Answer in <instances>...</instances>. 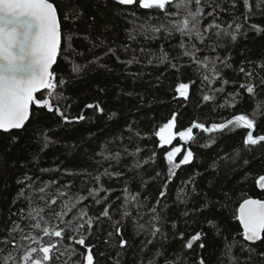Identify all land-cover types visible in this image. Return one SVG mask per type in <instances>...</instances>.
<instances>
[{
  "label": "trees",
  "instance_id": "16d2710c",
  "mask_svg": "<svg viewBox=\"0 0 264 264\" xmlns=\"http://www.w3.org/2000/svg\"><path fill=\"white\" fill-rule=\"evenodd\" d=\"M50 1L57 7L62 29L61 50L53 70L57 80L64 81L57 89L63 96L58 107L71 122L65 123L55 111L37 110L33 105L24 128L0 131V248L14 235L19 238L11 231L16 224L25 227L29 223L21 220V214L27 215L26 197L34 190L48 185L46 199L57 198L52 209L58 212L61 199L74 202L78 196L88 197L90 189L103 188L98 197H88L73 209L74 214L82 208L93 218L91 235L81 234L87 236L86 245H96L95 264H149L150 260L155 264H198L201 257L205 264H264L258 255L264 252V241L251 244L243 240L238 214L245 199H264L258 183L264 176V142L245 145L250 130L243 128L217 133L193 129L195 143L178 136L192 123L210 126L241 114L256 121L251 130L254 136L264 135V3L258 9V0H249L251 7L246 9L243 0H215L221 5L215 23L222 29L230 25L234 29L235 23H240L241 29L235 42L225 39L215 51L197 53L200 59L228 58V66L220 69V79L205 84L204 72L184 55L181 41L189 48L193 43L201 49L204 45L179 33L162 31L153 37L144 31L148 25L168 23L160 11L141 8L139 0L127 6L117 0ZM211 10L205 7L202 28L212 22L207 16ZM68 34L72 35L71 50ZM130 34L136 39H129ZM109 48L114 54L107 52ZM74 64L80 71H73ZM246 72L253 73L251 80ZM180 83L189 84L186 99L176 92ZM247 83L256 86L254 94L240 87ZM204 95L213 99L204 101ZM36 97L47 98V90L37 92ZM89 104L98 105L103 112L86 107ZM174 114L177 137L161 146L156 132ZM80 115L85 119H76ZM177 146L182 148L177 162L189 147L194 159L177 169L175 177H169L166 152ZM244 159L249 161L247 165ZM25 176L31 178V189ZM22 189L24 196L18 195ZM58 190L67 195L58 198ZM38 196L37 191L33 198L45 207ZM105 208L108 217L101 215ZM156 214L161 217L156 226L163 235L153 237L150 222ZM45 219L52 225L59 223L47 212ZM208 221L218 226L219 236L209 229ZM117 227L128 241L124 248ZM198 231L207 233L205 248L201 250L196 242L193 249H186V241ZM68 235L74 233L65 234L64 244L72 243ZM234 240L237 243L228 252L226 244ZM245 244L255 248L256 254L250 257ZM75 247L78 254L73 259L86 264L80 255H86V247Z\"/></svg>",
  "mask_w": 264,
  "mask_h": 264
},
{
  "label": "snow or ice",
  "instance_id": "6c2138e0",
  "mask_svg": "<svg viewBox=\"0 0 264 264\" xmlns=\"http://www.w3.org/2000/svg\"><path fill=\"white\" fill-rule=\"evenodd\" d=\"M117 2L120 5L127 6L136 4L137 0H117ZM243 3L246 9L251 7L249 0H243ZM262 3H264V0H258L256 5L258 9ZM139 6L144 9L160 11L168 18L166 25H148L144 28L145 32H151L153 37L162 31L167 32L169 35L179 33L182 38L187 37L189 41H199L201 45H204V49L197 47L195 43L189 48L182 39L181 47L185 48L184 55L189 57L192 64L204 72L202 83L212 84L220 79V69L228 66V58L216 55L213 59L208 57L200 59L197 56V53L203 50L215 51L217 48L222 47L225 39L232 42L237 40V33L241 29L240 23L234 21V29L231 25L228 29H222L219 24L215 23L217 9L221 8L219 3H216L215 0H139ZM205 7L212 9L207 13V16L212 17V22L202 28V20L206 18ZM231 7H235V5L233 4ZM65 19H68V17L66 16ZM246 19L247 16H245ZM251 27L258 32L262 31L256 25H251ZM66 39L67 47L71 50L72 35L68 34ZM129 39L135 40L136 36L130 34ZM61 43L60 18L57 7L50 0H0V130L7 132L24 128L25 122L29 120L30 109L33 105L36 106L37 110L55 111L65 123L71 122L58 107L63 96L57 89L59 85L64 84V81L63 79L57 80L52 71V66L56 63L61 50ZM99 43L103 46L105 42L101 40ZM127 50L125 48V51ZM107 52L114 54V51L110 48L107 49ZM128 62L131 63V61ZM173 67L177 68L178 66L173 65ZM73 71H80V67L74 64ZM240 71L245 72V69L241 68ZM245 75L249 80L253 78L252 72H246ZM223 83H227V81H223ZM261 83H264V80H261ZM240 87L244 88L248 94L255 93L256 86L252 83L242 84ZM41 89L47 90V98L36 97V93ZM188 90L189 84L187 83H180L176 88L179 96L185 99L188 96ZM216 91L219 92L222 89H216ZM43 96L44 93L41 92V97ZM212 99L213 97L210 95L203 96L204 101ZM233 99H235V96ZM86 107H96L100 112H103V109L99 108L98 105L89 104ZM76 119L83 120L85 117L80 115ZM175 122L176 115L174 114L156 132L161 146L171 144L176 139ZM255 127L256 121L254 119L241 114L224 122L212 123L210 126H205L204 123H192L186 130L179 131L178 136L181 140L195 143L193 129H199L204 133H217L243 128L250 130L247 132L244 144L257 146L264 142V135L254 136L251 130ZM209 139H213V137L209 136ZM45 143H47V140ZM181 152L182 148L179 146L166 152L169 177H175L177 169L182 165L190 164L194 159V153L189 147L177 162L176 157ZM232 159L235 162V158ZM243 163L247 165L249 161L244 159ZM104 174L108 175L107 170ZM24 179L29 182L28 188L31 189V178L25 176ZM95 179L99 181L100 177L97 176ZM258 183L259 187L264 189V176L259 178ZM47 187L48 185H44L26 197L29 202V210L27 215L21 214V220H28L29 223L25 227H21L20 224L13 227L11 231L14 234L18 233L19 238L17 239L14 235L11 240L5 241V248H0V264H53L54 261L60 262V264H81L80 261L73 259L78 254L75 245L86 247V255L80 254L86 264H95L93 249L96 245H86L87 236L81 234L87 232L88 235H91L93 218L89 217L82 208L77 209L74 214L73 209L77 208V205L88 199V197L95 199L104 189H90L88 197L78 196L74 202L70 199H61L60 210L57 212L52 209V205L57 204V198L46 199L48 195ZM37 191L39 193L38 199L44 201L45 207L38 206L33 198ZM24 194L25 191L22 189L18 195L24 196ZM66 195V192L58 190V198ZM160 195L163 197L165 192L161 191ZM96 202L100 203L99 200H96ZM152 211L156 212L155 209ZM46 212L48 215L54 216L59 223L52 225L50 221L46 220ZM70 214H72L71 219H66ZM101 215L108 217V208H105ZM124 215H128V213L125 212ZM184 215L187 216L188 213L185 212ZM85 217H87L86 220ZM99 219L100 217L96 218L97 221ZM239 220L243 226L242 237L244 241L251 244L264 241V200L245 199L239 207ZM160 221L159 214L152 217L150 234L153 237L157 234L163 235L161 227L156 226ZM207 223L210 230H216V236L221 234L218 226L213 224L212 221ZM172 226L176 227L175 224ZM141 228H143L142 225ZM115 231L117 235L121 236L120 247L124 248L128 241L122 238L119 227ZM33 232H37V234L33 235ZM66 233H74V235L67 236V239L72 242L71 244L63 243ZM108 236L111 237L112 233L109 232ZM206 236L207 233L198 231L186 241L184 247L193 249L194 242H199L198 247L203 250L205 248L203 238ZM44 237H48V241H45ZM52 238L56 239L53 240ZM179 238L184 239L183 233L179 234ZM105 243H108V241L106 240ZM149 243H152V241H149ZM235 243L237 242L234 240L232 244H226V250L230 252ZM9 244L11 247L7 248ZM244 248L250 257L256 254L255 248L248 247L247 244L244 245ZM100 255H103V253H100ZM258 255L261 260H264V252ZM117 264H119L118 261ZM149 264H155V261L150 260ZM166 264H174V262L168 261ZM198 264H205L203 257L199 259Z\"/></svg>",
  "mask_w": 264,
  "mask_h": 264
},
{
  "label": "water",
  "instance_id": "95a60500",
  "mask_svg": "<svg viewBox=\"0 0 264 264\" xmlns=\"http://www.w3.org/2000/svg\"><path fill=\"white\" fill-rule=\"evenodd\" d=\"M50 2H52V1H50ZM53 3V2H52ZM55 5V4H54ZM58 12V11H57ZM58 16H59V14H58ZM60 18V17H59ZM60 24H61V22H60ZM61 32H62V29H61ZM61 45H62V43H61ZM60 53V52H59ZM58 56H59V54H58ZM58 56H57V60H58ZM57 60H56V63H57ZM56 63L52 66V71L54 70V67H55V65H56ZM45 89H41L40 91H44ZM31 110H32V107H31V109H30V117H31ZM30 117H29V119H30ZM29 121V120H28ZM28 121H26L25 122V125L28 123ZM13 130H20V129H13ZM13 130H10V131H13ZM0 131H3V130H0ZM10 131H7V132H10ZM3 132H5V131H3ZM261 190H264V189H261ZM250 199H259V198H250ZM259 200H264V199H259ZM243 203V202H242ZM241 203V204H242ZM240 207V206H239ZM238 214H239V211H238ZM242 225V224H241ZM242 228H243V226H242ZM259 242V241H258ZM258 242H256V243H258ZM196 242H194V244H195ZM250 243V242H249ZM255 243V244H256ZM194 246V245H193Z\"/></svg>",
  "mask_w": 264,
  "mask_h": 264
}]
</instances>
